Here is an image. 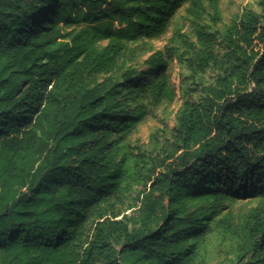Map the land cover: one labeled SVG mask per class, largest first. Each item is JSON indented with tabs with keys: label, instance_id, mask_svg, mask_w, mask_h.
Here are the masks:
<instances>
[{
	"label": "trees",
	"instance_id": "1",
	"mask_svg": "<svg viewBox=\"0 0 264 264\" xmlns=\"http://www.w3.org/2000/svg\"><path fill=\"white\" fill-rule=\"evenodd\" d=\"M219 1L0 0V264H203L218 229L264 264V0L224 32ZM178 96L121 215L125 137Z\"/></svg>",
	"mask_w": 264,
	"mask_h": 264
},
{
	"label": "rangeland",
	"instance_id": "2",
	"mask_svg": "<svg viewBox=\"0 0 264 264\" xmlns=\"http://www.w3.org/2000/svg\"><path fill=\"white\" fill-rule=\"evenodd\" d=\"M259 0H220L218 3V13L220 23L217 28L224 32L226 27L234 20L238 19L242 13L251 10L259 14ZM184 12L180 11L176 17L178 27H182V32H188V24L183 22ZM73 27H70L72 29ZM171 36V30L161 39L149 42L152 47V52L162 50L167 40ZM144 57V58H145ZM179 68L177 65L171 66V77L173 85L177 86ZM181 105L179 96L169 106L163 107L157 111L156 119L139 124L135 129L129 132L125 137V152L130 153L131 170L127 174L126 182L122 185L118 197L115 199V210L121 215H134L139 207L142 192L149 186L147 182V170L153 169L154 162L152 159L156 156L165 138L168 137V131L175 124V117ZM121 157V153L117 159ZM158 171V170H156ZM228 206L235 214V223L237 224L240 218L247 214L249 208L255 206V201L252 199L232 198L228 200ZM120 215V217H121ZM118 217L117 219H120ZM240 240L237 236L230 235L222 229L215 230L208 238L204 245L202 255L203 264H243L249 260V255H246L236 262L237 246Z\"/></svg>",
	"mask_w": 264,
	"mask_h": 264
}]
</instances>
